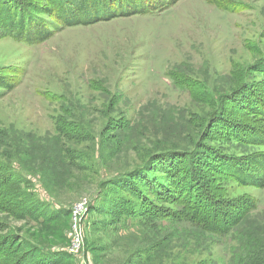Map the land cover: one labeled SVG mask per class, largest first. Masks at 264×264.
Segmentation results:
<instances>
[{
    "label": "rangeland",
    "instance_id": "obj_1",
    "mask_svg": "<svg viewBox=\"0 0 264 264\" xmlns=\"http://www.w3.org/2000/svg\"><path fill=\"white\" fill-rule=\"evenodd\" d=\"M228 1L226 9L178 0L72 26L38 13L51 35L37 43L0 30L1 73L17 79L0 89V205L7 186L29 187L48 209L44 220L0 210L1 239L19 240L7 242L9 257L31 250L32 264L235 263V234L204 232L177 192L193 168L210 170L204 178L218 201L251 195L248 221L264 226V186L214 175L220 160L199 153L245 170L264 151L243 138L264 125V0ZM156 152L167 153L142 168ZM137 168L132 182L122 175L134 192L106 186ZM107 203L119 212L111 216Z\"/></svg>",
    "mask_w": 264,
    "mask_h": 264
},
{
    "label": "trees",
    "instance_id": "obj_2",
    "mask_svg": "<svg viewBox=\"0 0 264 264\" xmlns=\"http://www.w3.org/2000/svg\"><path fill=\"white\" fill-rule=\"evenodd\" d=\"M177 1L167 0L164 4L163 0H78V4L75 5V0H44L43 3H37L34 0H0V30L15 39L37 43L46 40L51 35L48 24L45 23L43 18L38 16V13L57 18L67 26L78 24L86 25L117 16L159 11L165 5L174 4ZM205 1L219 8L227 9L230 6L228 0ZM16 84V78L8 74H2L0 70V89L9 91ZM257 106L259 109L262 107L261 110L264 114V102L258 100ZM116 126H121V124L118 123ZM107 127H109L108 124L103 127L101 130L102 134L107 130ZM203 129L199 132L202 138H204L205 134ZM248 130L243 132V138L248 144H264V125L259 129H253L251 127ZM200 152L204 156V159L209 160L210 158L216 157L217 160H220L218 167L217 165L212 166V173L214 175L223 174L239 183L249 184L255 187L264 186V151L252 155L249 160V166L245 170L239 167L242 164L240 161L234 165V163L226 159L218 158L214 154L210 155L204 150V147L201 151L199 150ZM166 153L156 152L152 158H149L145 162L142 168L145 167L146 169L149 166L148 164H150L149 162L156 156ZM185 157L191 160L192 152H189ZM140 169L137 168L120 174L119 176H114L107 181L106 186H110L111 188L118 187L132 193L135 190L134 186L124 183L125 179H123L122 175H126L129 182H132L133 178H137L135 176L140 173ZM196 170L197 168H193L187 173V176H182L183 185L181 188L178 187L177 191L178 196L183 197L188 207L192 210L191 215L192 219H195L194 223L204 232H208L211 235L228 237L232 233L235 234L234 237L232 235V238L238 242V246L232 247V250L236 252L235 263L232 264H264V247L260 248L257 245L259 238L255 236L256 233L259 234V230H264V226L258 223L251 224L248 221V217L252 214L255 206V201L252 196L244 195L240 200L231 201L229 204L218 201L219 195L215 191V188L208 183L210 181L204 178L211 171L208 170L205 174L204 170H200V173ZM248 170L258 171L259 173L253 175L248 173ZM8 179L11 180L12 177L9 176ZM193 188H196L197 191L192 192ZM3 192V196H6L7 199L5 200L6 203L0 205V210L6 211L18 218L27 217L33 220H39L41 218L44 220L48 216L47 207L37 198L31 188L7 186ZM196 192H198L197 195L195 194ZM117 206V204L107 203L104 210L108 213L113 209L110 212V215L113 216L119 212ZM97 208L93 207V209ZM7 242L16 244L19 240L12 233L10 235H3L2 239L0 237L1 264H32L31 259L34 253L31 250H25L9 257L8 252L5 251Z\"/></svg>",
    "mask_w": 264,
    "mask_h": 264
},
{
    "label": "built area",
    "instance_id": "obj_3",
    "mask_svg": "<svg viewBox=\"0 0 264 264\" xmlns=\"http://www.w3.org/2000/svg\"><path fill=\"white\" fill-rule=\"evenodd\" d=\"M86 205V201L83 200L81 203H79L74 209H73V214L76 215L77 213H79V210H81L84 206ZM76 227V225H74ZM76 238L75 243H74V248L76 249V246L78 245L79 241H80V233L78 231V228H75V235Z\"/></svg>",
    "mask_w": 264,
    "mask_h": 264
}]
</instances>
